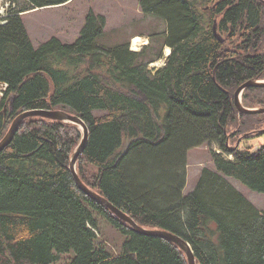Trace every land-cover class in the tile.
Here are the masks:
<instances>
[{"label": "trees", "instance_id": "obj_1", "mask_svg": "<svg viewBox=\"0 0 264 264\" xmlns=\"http://www.w3.org/2000/svg\"><path fill=\"white\" fill-rule=\"evenodd\" d=\"M8 1L0 139L25 110L76 114L88 128L75 162L86 186L139 226L187 241L196 264H264V209L228 180L264 193V144L241 143L264 135V114L233 104L240 84L264 79V1L139 0L166 24L150 34L158 47L139 50L101 44L106 19L92 11L74 42L33 47L22 13L69 0ZM164 46V64L149 68ZM241 104L264 107V86L244 88ZM17 126L0 151V264H54L71 251L64 264H188L174 242L136 232L78 189L68 163L78 125L29 116ZM203 144L213 167L184 194L187 153ZM98 216L127 236L120 251L100 240Z\"/></svg>", "mask_w": 264, "mask_h": 264}, {"label": "rangeland", "instance_id": "obj_2", "mask_svg": "<svg viewBox=\"0 0 264 264\" xmlns=\"http://www.w3.org/2000/svg\"><path fill=\"white\" fill-rule=\"evenodd\" d=\"M8 0H0V17L5 16L10 8ZM139 0H73L70 3L59 4L58 6L35 7L22 15L27 34L33 47L39 46L52 36L60 38L65 43L74 42L79 36L78 33L84 25L85 17L92 11L104 15L106 21L103 28V35L100 43L108 46H115L124 43L129 39V44L134 36L146 37L145 45L151 43L158 47L156 40L152 41L153 32L163 31L166 27L165 21L157 16L143 13ZM1 20V18H0ZM152 41V42H151ZM140 43V44H141ZM131 47V44H130ZM167 46L162 49V57L149 64V68L155 70L163 65ZM169 51V50H168ZM242 144H252L255 147L264 144V135L249 138V141H242ZM214 148V144H212ZM210 146L201 145L192 148L187 153V179L183 190L184 194L189 193L196 183L199 170L202 167H213L210 158ZM228 157V156H226ZM229 158V157H228ZM239 191L243 193L258 209H264V193L252 190L238 180L228 177ZM99 217V216H98ZM99 230L96 231L100 240L106 244L111 252H118L122 248L127 236L109 226L101 217ZM72 251L60 254V259L54 264H64Z\"/></svg>", "mask_w": 264, "mask_h": 264}, {"label": "water", "instance_id": "obj_3", "mask_svg": "<svg viewBox=\"0 0 264 264\" xmlns=\"http://www.w3.org/2000/svg\"><path fill=\"white\" fill-rule=\"evenodd\" d=\"M264 1V0H263ZM213 25V32L215 33L217 39L221 40L220 35L216 33V29ZM169 53V52H168ZM167 53V54H168ZM167 54H165L167 56ZM164 64V62H163ZM249 86H264V79L261 80H247L240 84L236 90H234V103L236 108L238 109L239 113H263L264 114V107H254V108H249L245 107L244 105L241 104V93L242 90L246 87ZM13 97L10 99V105H12L13 102ZM29 116H41L53 120H61V121H66V122H71L73 124H76L80 127L82 131L81 135V140L77 147L74 149L71 157H70V162L69 163V168L71 171V176H73L76 184L78 185V189H81L85 194L89 195L91 198L95 199V201H98L102 204L105 205V207L109 208L113 214H115L119 219H121L124 222H127L132 226V228L139 233L142 234H147V235H152V236H158L162 238H166L172 242H174L176 245H178L181 250L185 253L186 258H187V263L188 264H196L195 261V256L193 253V250H191L190 244L182 239L181 237H178L177 235L168 232L166 230H158V229H149L145 228L143 226H139L131 217H129L126 213H123L122 210H118L114 205H112L110 202L105 200L104 197H102L100 194L97 192L93 191L90 189L88 186H86L80 179L76 171V166L75 162L78 160L79 155L82 153V149L85 147L87 140H88V128L86 124L84 123L83 119L76 115V114H71L67 111H62L61 109H31V110H25L20 112L14 120L11 123V126H9L7 132L3 136V138L0 139V151L12 140L20 122Z\"/></svg>", "mask_w": 264, "mask_h": 264}, {"label": "bare ground", "instance_id": "obj_4", "mask_svg": "<svg viewBox=\"0 0 264 264\" xmlns=\"http://www.w3.org/2000/svg\"><path fill=\"white\" fill-rule=\"evenodd\" d=\"M146 41H147V38L146 37L134 36L133 39H132V42H131L132 43V47L135 48V49H137L139 47V45H140L141 42H146ZM168 50H169V48L167 47L165 51L166 52H169Z\"/></svg>", "mask_w": 264, "mask_h": 264}, {"label": "built area", "instance_id": "obj_5", "mask_svg": "<svg viewBox=\"0 0 264 264\" xmlns=\"http://www.w3.org/2000/svg\"><path fill=\"white\" fill-rule=\"evenodd\" d=\"M9 3V2H8ZM2 17V16H1ZM0 17V18H1ZM131 42H132V40H131ZM130 42V44H131V48L132 49H134V50H138V49H140L144 44H146V43H141L140 45H139V47L137 48V49H135V48H133L132 47V43ZM6 86H7V84L6 83H0V98H2V97H4V95H5V92H6Z\"/></svg>", "mask_w": 264, "mask_h": 264}, {"label": "crops", "instance_id": "obj_6", "mask_svg": "<svg viewBox=\"0 0 264 264\" xmlns=\"http://www.w3.org/2000/svg\"><path fill=\"white\" fill-rule=\"evenodd\" d=\"M71 1H73V0H69V1H67V2H65V3H67L68 4V2L70 3ZM64 4V3H63ZM61 5V4H60ZM54 6H58V5H54ZM28 11H30V10H28ZM28 11H25L24 13H26V12H28ZM24 13H22V15L24 14ZM23 19V18H22ZM85 22V21H84ZM0 23H2V21L0 20ZM78 35H79V33H78ZM60 39V38H59ZM133 39V38H132ZM61 40V39H60ZM62 41V40H61ZM63 42V41H62ZM145 45V44H144ZM130 49H132L131 47H130ZM132 50H134V49H132ZM139 50V49H138ZM170 51V50H169ZM167 54V53H166ZM165 57H166V55H165ZM4 83V82H3ZM5 96V95H4ZM214 149H216L217 151H219L218 150V148H216V146L214 145Z\"/></svg>", "mask_w": 264, "mask_h": 264}]
</instances>
